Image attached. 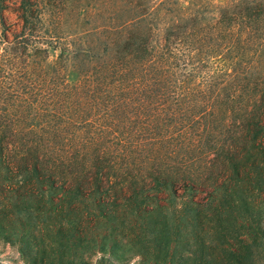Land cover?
<instances>
[{"label": "trees", "instance_id": "trees-1", "mask_svg": "<svg viewBox=\"0 0 264 264\" xmlns=\"http://www.w3.org/2000/svg\"><path fill=\"white\" fill-rule=\"evenodd\" d=\"M83 1L0 0V237L24 264H117L119 237L142 264H264V0H93L82 47Z\"/></svg>", "mask_w": 264, "mask_h": 264}, {"label": "rangeland", "instance_id": "rangeland-1", "mask_svg": "<svg viewBox=\"0 0 264 264\" xmlns=\"http://www.w3.org/2000/svg\"><path fill=\"white\" fill-rule=\"evenodd\" d=\"M7 2V7L5 9V14L8 17L7 20L8 22H13L14 20L18 21L17 17V9L16 6L18 4L19 0H4ZM81 7H84V10L80 11V18L78 22L76 23H71L70 20H66V22L63 24L62 29L66 32H75L72 33L70 36L73 39H76V44H79L80 46L84 47L87 44H90L91 42V36L90 33L93 32V29L96 28V26L103 21V18L106 16L105 10L102 8L103 11H96V16L92 17L91 14L93 13L94 8L97 6V3L94 2L93 0H84L81 5ZM78 6V7H79ZM76 7V9L78 8ZM100 7V4H98V8ZM69 9L71 11H67L69 15H75V9H73L72 6H69ZM91 13L89 14V12ZM100 13V14H99ZM99 14V15H97ZM16 24L12 23V27H14ZM67 34V33H66ZM79 50V49H78ZM59 49H53L50 48V53H51V58H54L52 54L57 55L59 53ZM67 57H69L66 61V71H67V76L69 79L74 80L78 76V70H77V65H76V56L72 52H67L65 53ZM263 223H264V211H263ZM182 220H179L178 222H175L171 220L170 225H168L170 232L173 231L175 233L177 229L181 228L182 230H190L191 226H188L187 229H183L184 226L181 224ZM151 226V225H150ZM121 227V226H120ZM111 226L109 225L107 227V230H110ZM180 230V231H182ZM99 231H103V228H100ZM15 232V231H14ZM11 234H13L11 232ZM17 234V232L15 233ZM46 236V234L44 235ZM44 236L37 235L36 237L41 240ZM59 237V235H53L51 234V238ZM16 238V237H14ZM120 240L118 241L117 244H114V250H117L118 256L116 259L117 264H142L141 262L138 261V256H137V249L134 246H131L130 243H128L127 239L119 237ZM59 239V238H58ZM183 241V240H180ZM65 242H68L67 240ZM97 255L98 254H91L90 255V260L92 261L93 264H100L99 261L97 260ZM0 264H24V257L21 254V252L18 249L17 243H10L9 241H5L0 237ZM101 264H113L112 261L109 260H101Z\"/></svg>", "mask_w": 264, "mask_h": 264}]
</instances>
